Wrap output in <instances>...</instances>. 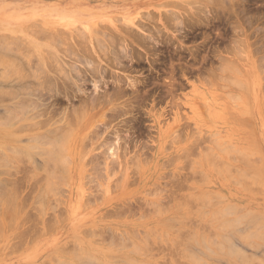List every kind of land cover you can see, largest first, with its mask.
Segmentation results:
<instances>
[{
    "label": "rangeland",
    "instance_id": "rangeland-1",
    "mask_svg": "<svg viewBox=\"0 0 264 264\" xmlns=\"http://www.w3.org/2000/svg\"><path fill=\"white\" fill-rule=\"evenodd\" d=\"M205 1L0 0V26L8 24L21 29L31 23L32 26H55L68 32L76 41L81 40L78 32L83 31L87 38H94L89 39L92 44L94 40L99 43L101 39L100 42L103 40L107 45L108 40L118 42L114 40L118 38L127 46L131 45L128 48H134L132 56L120 54V69L126 66L127 70L120 72L119 66L107 69L104 80L109 82L103 86L100 84L102 94H95H107V100L116 94L118 85L113 83V73V78L114 75L120 78L126 75V78L130 76L129 80L132 77L131 81L138 80L137 90L125 85L127 94L116 99L117 104H123L120 106L123 109L117 110L118 116L114 113L116 109L111 111L107 107L109 105L102 104L101 108L96 106L99 110L89 112L92 113L90 123L94 125L89 124L93 126L83 129L84 135L89 133L90 136L91 132L97 135L91 140H83L84 150L88 145L86 151L80 149L77 154L83 152L84 158L75 155L71 140L64 139L67 133L64 128L74 124L71 123L72 117L68 116L71 113L66 112H72V107L78 109L77 99L73 100V105L60 97L59 105L53 107L56 108L54 119L67 115L70 119L67 117L65 121L72 120L59 134L66 140L61 155L68 159L60 158L65 166L67 163L64 169L60 166L62 161L58 168L57 164L52 167L54 170L43 167L51 178L39 168V165L42 167L41 157H45L41 150L47 148L42 144L44 139L35 144L40 155L35 154L33 161L21 159L27 161H23L24 165L18 162L23 165L21 167L12 160L14 142L10 139L0 141V159H6L4 164H0V264H264V0H236L237 3L229 0L228 6L227 0L217 1L220 5ZM171 13L172 16L169 15ZM204 13L209 14L205 16ZM103 33H106L107 42L102 39L104 36L101 37ZM28 34L21 33V36L33 40V36ZM38 41L43 46L44 40ZM49 47V51L55 48L52 52L58 49L54 45V48ZM110 55H106L109 62ZM44 58L48 59L46 55ZM79 67L83 70L82 66ZM85 87L88 93L92 90L89 82ZM115 87L116 92L113 93ZM127 95L129 102L124 99ZM119 109L123 110L122 116ZM75 113L73 111L77 118ZM20 135L19 140L27 139ZM116 135L118 138L123 136L120 145L125 141L129 143L126 144L127 151L122 150L124 145L117 147L120 141L116 142ZM24 142L28 143L16 141L15 144L24 146ZM211 156L214 161H210ZM9 158L17 164L12 162L10 165ZM96 163L97 167L93 166ZM216 164H226L225 168H230ZM226 170L231 171L230 178L225 176L228 174ZM236 170L249 176L242 180L238 178V171L234 175ZM257 172L260 176L254 175ZM44 174L49 179L44 178ZM59 176L63 182H59ZM53 182L56 184L54 189V184L50 185ZM177 182L180 183L178 186L183 185L176 188ZM255 182L261 183L260 186ZM171 192L178 194L169 196ZM184 195L187 198L200 195L204 200L191 201L192 204L185 206L181 203L186 198ZM181 204H184L182 208L179 207ZM225 206L228 209L231 206L229 210L237 212L229 211L231 214H225L226 220L242 215L243 221L240 219L239 225L233 223L232 229L226 227L221 230V218L214 221L213 214ZM250 234L252 236L249 237ZM191 255L197 262L188 259Z\"/></svg>",
    "mask_w": 264,
    "mask_h": 264
},
{
    "label": "bare ground",
    "instance_id": "bare-ground-1",
    "mask_svg": "<svg viewBox=\"0 0 264 264\" xmlns=\"http://www.w3.org/2000/svg\"><path fill=\"white\" fill-rule=\"evenodd\" d=\"M188 1H190V0H188ZM212 2H214V3H217V4H219L220 3V1L221 0H211ZM210 1V2H211ZM217 1H219V3L217 2ZM228 1L229 0H227V6H228ZM251 1V0H250ZM258 1V0H257ZM195 2V1H194ZM205 2H207V0L205 1ZM226 2V1H225ZM235 3H237L236 2V0L234 1ZM247 2V1H246ZM196 3V2H195ZM224 3V2H223ZM230 3H231V0H230ZM194 4V3H193ZM208 4H209V0H208ZM211 4V3H210ZM221 4H222V2H221ZM195 5V4H194ZM220 5V4H219ZM223 5V4H222ZM205 6V5H204ZM215 6V5H214ZM225 6V5H224ZM231 6V5H230ZM233 6V5H232ZM247 6V5H246ZM208 7V6H207ZM235 7V6H234ZM209 8H211V7H209ZM223 8H225V7H223ZM227 8V7H226ZM198 9V8H197ZM204 9V8H203ZM202 9V10H203ZM217 9V8H216ZM229 9V8H228ZM200 10V9H199ZM211 10H212V8H211ZM220 10V9H219ZM208 11H210V10H208ZM230 11V10H229ZM198 12V11H197ZM211 12V11H210ZM231 12V11H230ZM200 13V12H199ZM212 13V12H211ZM218 13V12H217ZM232 13V12H231ZM262 13V12H261ZM203 14V13H202ZM209 14V13H208ZM208 14H205L204 13V15L206 16V15H208ZM252 14V13H251ZM169 15H171L172 16V13L171 14H169ZM195 15V14H194ZM201 15V14H200ZM217 16V15H216ZM215 16V17H216ZM233 16V15H232ZM235 16V15H234ZM254 16V15H253ZM212 17V16H211ZM200 18V17H199ZM202 18V17H201ZM240 18V17H239ZM251 18V17H250ZM178 19V18H177ZM206 19V18H205ZM209 19V18H208ZM226 19V18H225ZM176 20V19H175ZM195 20V19H194ZM243 20H245V19H243ZM189 21V20H188ZM203 21V20H202ZM205 21V20H204ZM204 21H203V23H204ZM248 21V20H247ZM264 21V20H263ZM180 22V21H179ZM194 22V21H193ZM228 22V21H227ZM244 22V21H243ZM250 22V21H249ZM248 22V23H249ZM262 22V21H261ZM201 23V22H200ZM209 23V22H208ZM235 23V22H234ZM242 23V22H241ZM4 24V23H3ZM9 24H11V23H9ZM14 24H16V23H14ZM32 24V23H31ZM31 24H29V26H23V24H22V26H23V29H21V28H18V27H13V26H9L8 24L7 25H1L0 26V110H1V113H0V118L2 119V117H4L3 118V120H1V122H0V141L1 140H4V142L6 141V140H11L12 142H14V148L13 147H11V149H15V152H14V150H12L14 153H13V155H14V159L12 158V160H15L17 163L18 162H20L21 161V159H27L28 161H33V160H31V159H33L34 158V155L35 154H37V155H40L39 154V151H37L36 149H37V145L35 146V144H36V142L37 141H41V139H42V141H43V139H44V142H42V144L43 145H45V146H47V148H48V146H49V148L47 149L46 147L45 148H43V150H41V151H43L44 153H43V156H45V157H41L42 158V167H41V165H39V168H42V169H44L43 167H45V166H47L49 169L51 168V169H53L52 167H55L56 166V164H57V168H58V165H60L61 164V159L60 158H63L64 160H65V158H67V157H62L63 155H61V154H63L62 152H64L63 150H65V143H64V141L66 142V140H71V141H69V142H71V144H73V149H74V147H75V149H76V153L74 152V150L72 151V153L74 152L75 153V155L77 154V152H80V149H83V147H82V144H83V140L85 139V140H88V139H90L91 140V138H93L95 135H97V134H92V132L90 133L91 135V137L87 134V135H84V132H85V130H87L86 128L87 127H92L94 124H93V122L92 123H90V121H91V119L89 120V117H91V115L90 114H92V113H90L89 114V112H92L94 109H98L97 107L98 106H100L101 104V106H103V105H109V106H107L109 109H111V111H114L115 109H116V111H114V113H116V115H117V110H118V108H120V109H123V107L121 108L120 106H123V104L122 105H120V102H118L119 104H117L116 103V99H120V97L121 98H123V96L125 95V94H127V93H125V91H124V87H125V85H127V86H129L131 89L133 88L134 90H135V88H136V90H137V79H135L136 81V83L134 82V80L133 81H131V79H132V77L130 78V80L128 79V78H126L125 76H123L122 75V77H124V78H120V76H115L114 75V78H113V74H115V73H113L112 71H111V73H113V74H111L112 76H111V78L113 79V83L115 84V86H116V84L118 85L117 87V92H116V87L114 88V90H112L113 91V93H115L116 92V94L115 95H117V97L116 98H113V97H115V95L114 96H111L108 100L105 98V96H107V94H105V95H100L99 93H97V94H95L96 92H101V91H99L100 89V84L102 85H106V83H107V81H105L104 79H105V76H104V73H106L105 71H107L108 72V70L107 69H109V68H111V67H113V68H118V66H119V68H118V70H120V72H121V70L122 69H126L127 70V68H126V63H125V68H121L120 69V67L122 66L120 63H122L121 61H120V57L122 56V55H127L128 54V56L129 55H131V54H134V53H132V50H134V48H128L129 46L130 47H132L131 45H129V46H127V44H124L122 41L120 42L119 40H118V38L116 39V38H114V40L116 41H118V42H114V41H112V40H108V42H107V40H106V35L104 36V34H106V33H103V34H101V37H103L102 39H104L105 38V40H106V42H107V45H104V42L105 41H103V43H102V41L100 42V40H99V43H98V40H94V43L92 44V42L93 41H89V39H91V38H87L86 37V35L85 34H83V31H82V33H80L79 34V32L78 31H76L75 29H78V28H75L74 30L76 31V32H78V36L80 37V39L83 41H81L80 39H79V37L77 36V38L81 41H76L75 39H72L73 37H72V35L71 36H69V34H68V32L66 33L64 30H62V29H60V28H56L55 26H37L36 24H33V26L31 25ZM192 24V23H191ZM206 24V23H205ZM44 25V24H43ZM237 24H234V26H236ZM244 25H246V24H244ZM31 27H32V29H31ZM237 27V26H236ZM71 30V29H70ZM81 30V29H80ZM73 31V30H72ZM88 31V30H87ZM70 32V31H69ZM21 33L23 34H25V35H27L28 33H30V35L31 36H33V40H29V39H26V38H24V37H22L21 36ZM88 33H89V31H88ZM101 33V32H100ZM68 34V35H67ZM73 34V33H72ZM77 34V33H76ZM75 34V35H76ZM93 34V33H92ZM96 34V33H95ZM125 34V33H124ZM127 34V33H126ZM136 34V33H135ZM140 34V33H139ZM29 35V34H28ZM27 35V36H28ZM114 35V34H113ZM112 35V36H113ZM121 35V34H120ZM131 35V34H130ZM141 35V34H140ZM89 37H91V35L89 34L88 35ZM93 36H94V34H93ZM115 36V35H114ZM132 36V35H131ZM130 36V37H131ZM72 37V38H71ZM76 37V36H75ZM95 37V36H94ZM121 37V36H120ZM136 37V36H135ZM137 37H139L138 35H137ZM143 38H144V36H142ZM149 37V36H148ZM151 37H152V34H151ZM153 37H154V35H153ZM70 38H71V40H70ZM86 38V39H85ZM109 38V37H108ZM112 38V37H111ZM140 38L141 37H139L138 39L140 40ZM147 37H145V39H146ZM36 39H37V41L38 40H40V41H38V42H41V41H43L44 40V42H43V46H42V44H40L39 45V43H37V41H36ZM94 39V38H93ZM93 39H91V40H93ZM96 39V38H95ZM98 39V38H97ZM136 39V38H135ZM135 39H133L134 41H135ZM144 39V40H145ZM148 39V38H147ZM149 39H150V37H149ZM154 39V38H153ZM46 40V41H45ZM123 40V39H122ZM143 40V39H142ZM141 40V41H142ZM143 40V41H144ZM70 41V42H69ZM125 41V40H124ZM140 41V42H141ZM126 42H128V41H126ZM248 42V41H247ZM95 43H96V46H94L95 45ZM135 43H136V41H135ZM236 43H239V42H236ZM92 45V46H90V45ZM106 44V43H105ZM133 44H134V42H133ZM140 44V43H139ZM143 45H144V43H142ZM146 44V43H145ZM251 44V43H250ZM39 45V46H38ZM53 45L55 46V47H57L58 49H57V51H54V52H52L55 48L53 47ZM99 45V46H98ZM141 45V44H140ZM147 45V44H146ZM146 45H144V46H146ZM255 45V44H254ZM49 46H52V48H54V49H52L51 51H49L48 49H50L51 47H49ZM61 46L63 47V48H61ZM166 46V45H165ZM240 46H241V44H240ZM38 47H40V48H38ZM41 47H44V49L43 48H41ZM109 49V48H111L112 49V51H111V49H107V48ZM118 49H117V48ZM137 47V46H136ZM154 47V46H153ZM239 47V46H238ZM242 47V46H241ZM250 47V46H249ZM98 48V49H97ZM143 48V47H142ZM237 47H235V49H236ZM106 49V50H105ZM144 49H146V47L144 48ZM148 49V48H147ZM146 49V51H148ZM155 49V48H154ZM39 50L41 51V52H43V54L41 55L40 54V52H39ZM150 50V49H149ZM263 50V49H262ZM261 50V51H262ZM46 51V54L44 53ZM101 51V52H100ZM135 51H136V49H135ZM235 51V50H234ZM233 51V52H234ZM241 51H242V49H241ZM110 52H112V53H110ZM134 52V51H133ZM257 51H255V53H256ZM39 53V55H37ZM111 54L110 56H112V58L110 57V62H109V59L106 57V55L107 54ZM241 53V52H240ZM258 53H259V51H258ZM48 57V59L50 60V63H49V61L47 62V60H46V58H44L45 57V55ZM61 54V55H60ZM95 54L97 55V58H94L95 57ZM120 54H122V55H120ZM138 54V53H137ZM257 54V53H256ZM260 54V53H259ZM44 55V56H43ZM99 56H101V57H99ZM132 56V55H131ZM139 56V55H138ZM137 56V57H138ZM104 57H106L107 58V60H106V58H104ZM152 57H153V55H152ZM256 57V56H255ZM103 58V59H102ZM123 58V57H122ZM121 58V59H122ZM139 58V57H138ZM106 61H105V60ZM126 59V58H125ZM68 60V61H67ZM117 60H119V61H117ZM128 60V59H127ZM126 60V61H127ZM130 60H132V59H130ZM136 60V59H135ZM149 61V60H148ZM115 62V63H114ZM120 62V63H119ZM133 62V61H132ZM168 62H170L169 60H168ZM149 63V62H148ZM121 66H120V65ZM79 66H82V69L83 70H81L80 69V67ZM84 67V68H83ZM262 67V66H261ZM132 68H133V66H132ZM131 68V69H132ZM263 68V67H262ZM112 69V68H111ZM114 70V69H113ZM37 72V73H36ZM86 72H87V74H86ZM123 73L125 72V71H122ZM110 73V72H109ZM106 75V74H105ZM119 75H121V74H119ZM31 77H32V79L33 78H35L34 80H31ZM89 79V80H88ZM127 79L129 80L128 82H127ZM112 81V80H111ZM143 81V80H142ZM141 81V82H142ZM89 82V84L92 86V90H89L90 92L88 93V91H86V84ZM109 82V81H108ZM127 82V83H126ZM10 83H13V84H10ZM108 84V83H107ZM102 85V86H103ZM109 86V85H108ZM89 87V86H88ZM102 88V87H101ZM105 88V87H104ZM102 90V89H101ZM111 90V89H110ZM127 90V89H126ZM92 91V92H91ZM107 91V90H106ZM105 91V92H106ZM128 91V90H127ZM44 92V93H43ZM108 92V91H107ZM106 92V93H107ZM111 92V91H110ZM132 92L133 93H135V91H133L132 90ZM131 93V92H130ZM101 94H102V92H101ZM109 94V93H108ZM132 94V93H131ZM141 94V93H140ZM110 95V94H109ZM113 95V94H112ZM135 95H136V93H135ZM134 94L133 95H131V96H133V100H134V96H135ZM62 96V98L63 99H65L67 102V104H68V102L69 103H71V104H73L72 102H74L73 100H76L77 99V101H75V103H77V105H79L78 106V109H80V111L78 110V109H75L74 107H72L73 108V111H74V113H75V111L76 110H78V112L77 113H75V114H78V117L76 118L74 115H73V111L71 112V110L67 113L66 112V114H72V116H71V114L70 115H68L72 120H69V121H72L71 123H73L74 122V124H71V125H68L69 124V121H68V119H70L67 115L65 116V114H64V116H65V118H67L68 117V119H67V121H65L66 119L64 118V117H61V118H57V119H54V116H55V113H56V108H53V107H55L56 105H59V99H60V97ZM119 96V97H118ZM139 96V95H138ZM136 97H137V95H136ZM264 97V96H263ZM108 98V97H107ZM127 98H128V95H127V97L126 98H124V99H126L127 100ZM125 100V101H126ZM129 100V99H128ZM127 100V101H128ZM71 101V102H70ZM124 101V100H123ZM130 101H132V100H130ZM122 102V101H121ZM129 102V101H128ZM136 102V101H135ZM79 103V104H78ZM126 103V102H125ZM137 103V102H136ZM97 106V107H96ZM101 106L99 107V108H101ZM104 107V108H106L107 110L106 111H109V109L107 108V107ZM119 106V107H118ZM124 106H127V105H125L124 104ZM114 107V108H113ZM116 107V108H115ZM71 108V109H72ZM77 108V107H76ZM104 108H102L101 110H104ZM127 108V107H126ZM131 108V107H130ZM114 109V110H113ZM119 109V114H121V116H122V112H123V110L121 111ZM128 109H129V107H128ZM99 110V109H98ZM125 110V109H124ZM134 110V109H133ZM106 111H104V112H106ZM128 111V110H127ZM127 111H125V112H127ZM135 111V110H134ZM100 112V111H99ZM112 113V112H111ZM110 113V114H111ZM63 114H62V116H63ZM81 114V115H80ZM102 114H104V113H102ZM125 114H127V113H124V115ZM112 115V114H111ZM74 116V117H73ZM77 116V115H76ZM79 116H81V117H79ZM101 116H104V115H101ZM100 116V117H101ZM118 116V115H117ZM102 119H104V118H102ZM133 119V118H132ZM80 120V121H79ZM67 122V123H66ZM89 124H93V125H89ZM70 126L69 128H67L68 126ZM135 125V124H134ZM67 126V127H66ZM73 128H72V127ZM64 127H66V128H64ZM95 127V126H94ZM67 129V133H65L66 132V130H65V135H64V139H66V140H64L63 139V136L61 137L59 134H60V132L62 133V129ZM64 129H63V131H64ZM83 129H85L84 131H83ZM92 129H94V128H92ZM92 129H90L91 131H93ZM95 130H97V129H95ZM94 130V131H95ZM88 132V131H87ZM90 132V131H89ZM96 132V131H95ZM22 133H25V135L23 134V135H20V134H22ZM96 133H98V131L96 132ZM120 133V132H119ZM56 134V136L57 137H60V139L58 140L57 138H55L54 139V137H56V136H54ZM19 135H20V137H22V136H26L27 137V139L26 140H19ZM93 135V136H92ZM98 135H99V133H98ZM51 136H54L53 138H51ZM121 136V137H120ZM25 137V138H26ZM67 137V138H66ZM71 137H73V139L71 138ZM88 137H90V138H88ZM119 137L122 139V135H119ZM127 137V136H126ZM120 138H118V135H116V142L119 140H121ZM130 138V137H129ZM128 138V139H129ZM195 138V137H194ZM22 139H24V137L22 138ZM57 139V140H56ZM127 138H125V139H123V140H126ZM130 140V139H129ZM16 141H18L19 143H23V141H27L28 143H25L24 142V144H26V145H24V146H22V145H20L19 143H17V144H15V142ZM21 141V142H20ZM122 141V140H121ZM121 141H120V143H118L119 145L117 146V147H119V146H121V148H122V146L124 145V147H123V149L122 150H125V148L127 147L126 146V144H129L127 141H125V142H123L122 144L123 145H120L121 144ZM41 142H40V145H41ZM1 143H3V142H1ZM30 143V144H29ZM87 143H89V142H87ZM191 143V142H190ZM199 143V142H198ZM217 144V143H216ZM4 145L6 146L7 144H5L4 143ZM43 145H42V147H43ZM191 145V144H190ZM197 145V144H196ZM225 145V144H224ZM10 146V145H9ZM9 146H7V147H9ZM88 146V145H87ZM87 146H86V148H87ZM86 148H85V150L84 151H86ZM222 148V147H221ZM8 149H10V147L8 148ZM7 149V150H8ZM128 149V148H127ZM190 149V148H189ZM193 149V148H192ZM223 149H224V147H223ZM222 149V151H224ZM32 150V151H31ZM117 150H119V148H117ZM221 150V149H220ZM225 150H227V149H225ZM40 151V152H41ZM120 151H121V149H120ZM125 151H127V150H125ZM124 151V152H125ZM226 152V151H225ZM12 153V152H11ZM73 153V154H74ZM222 153V152H221ZM230 153V152H229ZM65 154V153H64ZM72 154V155H73ZM85 154H87V153H85ZM17 155V156H16ZM78 156L80 155H82V157L84 156V154H83V152H82V154H77ZM227 155V154H226ZM242 155V154H241ZM240 155V156H241ZM48 156H50L51 157V160H50V157L48 158ZM186 156V155H185ZM239 156V157H240ZM7 157H9V156H7ZM10 157H13L12 155H10ZM37 157V156H36ZM216 157V156H215ZM244 157V156H243ZM40 158V157H39ZM43 158H44V160L46 159V161L45 162H43ZM80 158V157H79ZM78 158V159H79ZM84 158V157H83ZM206 158H207V156H206ZM10 159V158H9ZM59 159V160H58ZM68 159V158H67ZM66 159V160H67ZM82 159V158H81ZM214 159V158H213ZM212 159V156H211V159H210V161L211 160H213ZM240 159H245V158H241L240 157ZM1 161H2V163H0V164H4L5 162H6V159H0ZM7 160H8V158H7ZM64 160L62 161L63 163V165L61 164L60 166H65L64 165ZM209 160V159H208ZM217 160V159H216ZM15 161H12V162H14V164L16 163ZM23 161H26V160H22L21 161V163L24 165V162ZM36 161H38V160H36ZM90 161H91V159H90ZM214 161V160H213ZM218 161V160H217ZM246 161V160H245ZM8 162H10V165H11V159L8 161ZM27 162V161H26ZM59 162V163H58ZM67 162V161H66ZM70 162V161H69ZM78 162H80V161H78ZM221 162V161H220ZM219 162V163H220ZM16 163V164H17ZM20 163V164H21ZM30 163V162H29ZM95 163V162H94ZM93 162H92V164H94ZM209 163V162H208ZM214 163V162H213ZM216 163V162H215ZM19 164V163H18ZM19 164V165H20ZM26 164V163H25ZM78 164V163H77ZM107 164V163H106ZM110 164V163H109ZM108 164V165H109ZM136 164V163H135ZM209 164H211L212 165V163H209ZM227 164V163H226ZM226 164H224V165H226ZM23 165H20V167L21 166H23ZM97 165V163L95 164V165H93V166H95V167H97L96 166ZM214 165V164H213ZM216 165H218V164H216ZM222 165L223 164H219L218 165V167H222ZM223 165V167L225 168V166ZM33 166V165H32ZM51 166V167H50ZM66 166H67V163H66ZM65 166V167H66ZM92 166V165H91ZM110 166V165H109ZM210 166V165H209ZM227 166V165H226ZM260 166V165H259ZM14 167V166H13ZM25 167V166H24ZM94 167V168H95ZM106 168H108L107 167V165L105 166ZM252 167V166H251ZM31 168V167H30ZM38 168V169H39ZM46 168V167H45ZM47 168V169H48ZM214 168H215V165H214ZM214 168H212V169H214ZM224 168L222 169L223 170V172L225 171L224 170ZM227 168H230V166L229 167H226L225 169H227ZM14 169V168H13ZM24 170H25V168H23ZM22 169V170H23ZM28 168H26V170H27ZM41 169V170H42ZM62 169V168H61ZM63 169H64V167H63ZM221 169V168H220ZM219 169V170H220ZM18 169H16V171H17ZM20 170V169H19ZM29 170V169H28ZM33 170H37V169H35V168H33ZM54 170V169H53ZM52 170V171H53ZM95 170V169H94ZM216 170V169H215ZM218 170V169H217ZM229 170V169H228ZM228 170H226V172L225 173H228V174H225V176L227 175L228 177H229V175H231L229 172H231V171H228ZM234 171H235V169H233ZM232 170V171H233ZM253 170V169H252ZM257 170V169H256ZM255 170V171H256ZM21 171V170H20ZM40 171V170H39ZM44 172L45 171H47L46 169H44L43 170ZM42 171V173H44ZM50 171V170H49ZM56 171V170H55ZM58 171V170H57ZM63 171H65V170H63ZM221 171V170H220ZM237 171L238 170H236V172H234V175H235V173L237 174ZM241 171V170H240ZM240 171H238V173L240 172ZM260 171V170H259ZM32 172V171H31ZM34 172V171H33ZM33 172H32V174H33ZM41 172V171H40ZM261 172V171H260ZM23 173H24V171L22 172V175H23ZM27 173V172H26ZM37 172H35V174H36ZM46 173V172H45ZM51 173V172H50ZM54 173V172H53ZM52 173V174H53ZM62 174H63V172H61ZM191 173V172H190ZM47 174V173H46ZM46 174H44V176L46 175ZM57 174V173H56ZM59 174V173H58ZM217 174V173H216ZM220 174H221V172H220ZM232 174H233V172H232ZM241 174H243V173H241ZM240 173L239 174H237V175H239L238 176V178H241L242 180L244 179V178H246V177H248V176H244V174H243V176L241 175ZM254 174V173H253ZM26 175V174H25ZM29 175V174H28ZM31 175V174H30ZM29 175V176H30ZM34 175V174H33ZM47 175H49L48 177L49 178H51V174H47ZM46 175V176H47ZM219 175V174H218ZM236 175V176H237ZM254 175H259L260 176V174H258V172H257V174H254ZM36 176V175H35ZM46 176L44 177V178H46ZM221 176V175H220ZM34 177V176H33ZM62 177H63V175H62ZM256 177V176H255ZM49 178H46V179H49ZM59 178H61L60 176H59ZM189 178V177H188ZM230 178V177H229ZM228 178V179H229ZM253 178H254V176H253ZM35 179H36V177H35ZM52 179H53V177H52ZM65 178H63V180H64ZM181 179V178H180ZM231 179H233L232 177H231ZM258 179V178H257ZM260 179V178H259ZM24 180V179H23ZM25 180H26V178H25ZM34 180V179H33ZM45 180V179H44ZM57 180V179H56ZM55 180V181H56ZM241 180V181H242ZM250 180V179H249ZM248 180V181H249ZM4 181V180H3ZM26 181H29V180H26ZM46 181H48V180H46ZM45 181V182H46ZM50 181V180H49ZM48 181V182H49ZM52 181H54V180H52ZM51 181V182H52ZM65 181V180H64ZM172 181H173V179H172ZM177 181V180H176ZM184 181V180H183ZM182 181V182H183ZM246 181V180H245ZM244 181V182H245ZM251 181H253V180H251ZM255 181V180H254ZM22 182V181H21ZM40 182V181H39ZM42 182H44V181H42ZM59 182H63L62 181V178H61V181H59ZM181 182V181H180ZM243 182V181H242ZM250 182V181H249ZM248 182V183H249ZM260 182H261V180H260ZM23 183V182H22ZM50 183V182H49ZM48 183V184H49ZM178 183V182H177ZM176 183V184H177ZM185 183V182H184ZM254 183V182H253ZM259 184L258 182H255V184ZM54 184V182L52 183V184H50V185H53ZM175 184V185H176ZM180 183H178L177 185H176V188H180L181 187V185H183V184H181L180 186H178ZM245 184V183H244ZM250 184V183H249ZM261 184V183H260ZM260 184H259V186H260ZM46 185H47V183H46ZM56 184H54L53 185V187L52 186H50V187H52V189H54ZM173 185H174V183H173ZM246 185V184H245ZM6 186V185H5ZM48 186V185H47ZM46 186V187H47ZM253 186H254V184H253ZM256 186H258V185H256ZM255 186V187H256ZM7 187V186H6ZM5 187V188H6ZM184 187V186H183ZM58 188V187H57ZM175 188V189H176ZM185 188V187H184ZM249 188V187H248ZM247 188V189H248ZM258 188V187H257ZM47 189V188H46ZM48 189H49V187H48ZM51 189V188H50ZM186 189V188H185ZM261 189V188H260ZM258 190V189H257ZM262 190V189H261ZM5 191H7L6 189H5ZM58 191V190H57ZM247 191V190H246ZM252 191V190H251ZM13 192V191H12ZM44 192V191H43ZM250 192V191H249ZM6 193V192H5ZM9 193V192H8ZM14 193V192H13ZM175 193H177V192H173V194H175ZM180 193V192H179ZM12 194V193H11ZM38 194V193H37ZM39 194H40V192H39ZM45 194V193H44ZM51 194V193H50ZM171 195H169V196H172L173 194H172V192L170 193ZM178 194V193H177ZM177 194H175V195H177ZM18 195V194H17ZM174 195V196H175ZM5 196V195H4ZM11 196V195H10ZM13 196V195H12ZM39 196V195H38ZM174 196H173V201H175V199H174ZM185 196V195H184ZM188 196V195H187ZM191 196V197H190ZM177 197V196H176ZM186 197V196H185ZM202 196H196L195 195V197H192V195H189V199L188 200H186V201H183V200H185V199H183L182 201H181V203H184V204H186L185 206H187V205H190L189 203H191V201L193 202H196L197 200H199V201H202L201 199H203L204 200V198H201ZM9 199H10V197H8ZM13 198V197H12ZM39 198V197H38ZM41 198V197H40ZM4 199V198H3ZM172 199V198H171ZM178 199V198H177ZM6 200V199H5ZM4 200V201H5ZM15 200V199H14ZM13 200V201H14ZM170 200V199H169ZM8 201V200H7ZM156 201V200H155ZM179 201H180V199H179ZM20 202V201H19ZM144 202V201H143ZM176 202H178V200L176 201ZM175 202V203H176ZM193 202V203H194ZM205 205L208 203V201H206V199H205ZM1 203H3V202H1ZM11 203H12V199H11ZM22 203V202H21ZM156 203H158L157 201H156ZM155 203V204H156ZM179 203L180 202H178L177 204L179 205ZM199 203H201V205H202V202H199ZM5 204V203H4ZM37 204V203H36ZM154 204V203H153ZM153 204H152V206H153ZM154 204V206H158L157 204L155 205ZM184 204L182 205H180L179 207H181L182 208V206H184ZM192 204V203H191ZM204 204V203H203ZM8 205V204H7ZM149 205H151L150 203H149ZM195 205V204H194ZM204 205V206H205ZM3 206V205H2ZM10 206V205H9ZM18 206V205H17ZM20 206V205H19ZM152 206H150V208H152ZM161 206H162V204H161ZM192 206V205H191ZM207 206V205H206ZM147 207H149V206H147ZM179 207H178V209H179ZM226 207H228V206H225V208H223L222 210H220L218 213H216V214H213V215H215V216H213V220L215 221V219L217 220V218H221L220 220V222H218V223H220V225L222 226V228H220L221 230H223V229H226V227H230L231 229H232V227L234 228V226H233V223H238L239 221H240V219H241V216L242 215H238V216H235V218L233 219V220H231V219H227L226 220V218H224L225 217V214H229L230 212L229 211H231V213H233L234 212V210H229V209H232L231 208V206L229 207V209L228 208H226ZM162 208V207H161ZM154 209H155V207H154ZM164 209H165V207H164ZM175 209V208H174ZM7 210V209H6ZM5 210V211H6ZM11 210V209H10ZM24 210V209H23ZM141 210V209H140ZM148 210V209H147ZM161 210V209H160ZM176 210H177V208H176ZM12 211V210H11ZM142 211V210H141ZM150 211V210H149ZM187 211V210H186ZM233 211V212H232ZM17 212V211H16ZM140 212V211H139ZM157 212H161V211H157ZM216 212V211H215ZM214 212V213H215ZM236 212V211H235ZM234 212V213H235ZM12 213H13V211H12ZM189 213V212H188ZM230 213V214H231ZM233 213V214H234ZM237 213V212H236ZM230 214H229V216H230ZM232 214V215H233ZM244 214V213H243ZM25 215V214H24ZM189 215H191V213L189 214ZM216 215H218V217L216 216ZM15 216V215H14ZM212 216H211V218H212ZM240 216V217H239ZM4 217V216H3ZM28 218H29V216H27ZM193 217V216H192ZM257 217V216H256ZM256 217H254V218H256ZM185 218V217H184ZM210 218V217H209ZM243 218H246V217H243ZM16 219V218H15ZM22 219V218H21ZM24 219V218H23ZM29 219H31V218H29ZM33 220V219H32ZM173 220V219H172ZM175 220V219H174ZM178 220V219H177ZM177 220H175V222L177 221ZM182 220V219H181ZM185 220V219H184ZM188 220V219H187ZM192 220V219H191ZM212 220V221H213ZM242 220V219H241ZM253 220V219H252ZM10 221H12V219L10 220ZM179 221V220H178ZM193 221V220H192ZM243 221V220H242ZM254 221H255V219H254ZM167 222V221H166ZM183 221H181L180 222V224L182 223ZM185 222V221H184ZM260 222H262L261 224H262V226H263V220H261ZM22 223V222H21ZM240 223V222H239ZM239 223H238V225H239ZM177 224H179V223H177ZM246 224V223H245ZM256 224V223H255ZM220 225L218 226V227H220ZM260 224H258V228L260 227L259 226ZM261 226V227H262ZM224 227V228H223ZM255 227V226H254ZM257 227H255L256 229H258ZM209 228V227H208ZM227 228V230H229ZM263 228V227H262ZM219 229V228H218ZM220 229H219V231H220ZM254 230V232H256L257 230ZM261 229V228H260ZM259 229V230H260ZM107 230H108V228H107ZM210 230L212 231V229L210 228ZM180 231V230H179ZM179 231H177V232H179ZM209 231V230H208ZM207 231V232H208ZM233 231V230H232ZM252 231V230H251ZM22 232V231H21ZM207 232H206V234H207ZM222 232V231H221ZM225 233H226V231H224ZM231 232V231H230ZM254 232H252L254 235L256 234V233H254ZM112 233V232H111ZM180 233V232H179ZM185 233V232H184ZM191 233V232H190ZM192 233H193V231H192ZM213 233V232H212ZM239 233V232H238ZM237 233V234H238ZM260 233H261V231H260ZM187 234V233H186ZM209 234V233H208ZM234 234V233H233ZM247 234V233H246ZM249 234V233H248ZM184 235V234H183ZM204 235V234H203ZM214 236H215V234H213ZM223 235V234H222ZM264 235V234H263ZM262 234H261V237L263 236ZM187 236V235H186ZM196 236V235H195ZM194 236V237H195ZM220 236V235H219ZM224 236V235H223ZM223 236H220V237H223ZM234 236V235H233ZM238 236V235H237ZM240 236V235H239ZM238 236V237H239ZM242 236V235H241ZM250 236H252V234H250L249 235V237ZM192 237V236H191ZM232 237V236H231ZM247 238H248V236H246ZM253 237H255V236H253ZM252 237V238H253ZM182 238V237H181ZM187 238H188V236H187ZM193 239V238H192ZM210 239V238H209ZM220 239V238H219ZM223 239V238H222ZM221 239V240H222ZM225 239V238H224ZM224 239H223V241H224ZM226 239H227V237H226ZM243 239V238H242ZM249 239H251V238H249ZM204 240V239H203ZM211 240V239H210ZM220 240V241H221ZM196 241V240H195ZM208 241V240H207ZM228 241V240H227ZM242 241H244V240H242ZM191 242V241H190ZM201 242H203V241H201ZM216 242V241H215ZM248 242V241H247ZM251 242V241H250ZM223 243H225V242H223ZM249 243V242H248ZM202 245V243H200L199 242V245ZM204 244H209V243H204ZM220 245V244H219ZM205 246H207V245H205ZM209 246V245H208ZM216 246V245H215ZM217 246H218V244H217ZM216 246V247H217ZM228 246H230V245H228ZM196 247H197V245H196ZM202 247H204V246H202ZM219 248H222V247H219ZM136 249V248H135ZM137 249H138V247H137ZM140 249V248H139ZM146 249V248H145ZM205 249V248H204ZM206 249H209L208 247H206ZM206 249H205V251H206ZM133 250V249H132ZM219 250V249H218ZM230 250V249H229ZM135 251V250H134ZM143 251V250H142ZM142 251H140V252H142ZM191 251V250H190ZM199 251V250H198ZM217 251V250H216ZM223 251V250H222ZM227 251V250H226ZM75 253H77L76 251H75ZM85 253V252H84ZM184 254V253H183ZM107 256V255H106ZM186 256V255H185ZM194 256V255H193ZM230 256H231V254H230ZM111 257V256H110ZM193 257H192V255L188 258L191 262H192V260H194V259H192ZM195 258V257H194ZM75 259V258H74ZM77 259V258H76ZM83 259V258H82ZM192 259V260H191ZM195 259H197V257L195 258ZM78 260V259H77ZM90 260H92V258H90ZM95 260V259H94ZM93 260V261H94ZM188 260V261H189ZM198 260V259H197ZM199 260H200V258H199ZM241 260V259H240ZM127 261H129V260H127ZM131 261V260H130ZM129 261V262H130ZM147 261V260H146ZM128 262V263H129ZM134 262V261H133ZM132 262V263H133ZM194 262H197L196 260H194ZM240 262V261H239ZM97 263V262H96ZM99 263V262H98ZM97 263V264H98ZM101 263V262H100ZM99 263V264H100ZM199 263V262H198ZM198 263H193V264H198ZM86 264V263H85ZM102 264V263H101ZM127 264V263H126ZM134 264H135V262H134ZM137 264V263H136ZM139 264V263H138ZM190 264H192V263H190ZM203 264V263H202ZM254 264V263H253Z\"/></svg>",
    "mask_w": 264,
    "mask_h": 264
}]
</instances>
